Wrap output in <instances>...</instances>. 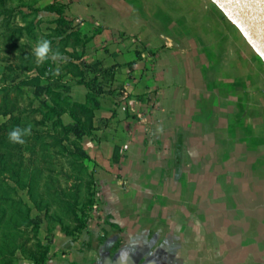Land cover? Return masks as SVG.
<instances>
[{
    "label": "crops",
    "instance_id": "obj_1",
    "mask_svg": "<svg viewBox=\"0 0 264 264\" xmlns=\"http://www.w3.org/2000/svg\"><path fill=\"white\" fill-rule=\"evenodd\" d=\"M55 1L92 36L83 60L118 67L82 140L96 191L87 228L55 227L46 264H264L262 55L213 0L35 7Z\"/></svg>",
    "mask_w": 264,
    "mask_h": 264
},
{
    "label": "trees",
    "instance_id": "obj_2",
    "mask_svg": "<svg viewBox=\"0 0 264 264\" xmlns=\"http://www.w3.org/2000/svg\"><path fill=\"white\" fill-rule=\"evenodd\" d=\"M38 1L0 0V264L19 258L46 264L55 227L72 238L87 228L96 191L82 140L96 130L95 112L118 67L86 63L77 49L92 36L73 29L65 4L38 8ZM39 11L57 16L46 34L39 29L43 20H36ZM41 39L68 60L37 64L32 50ZM72 84L85 87L83 102L69 96ZM29 124L32 134L23 145L9 141L10 131ZM120 152L116 146L113 163H119ZM19 189L26 190L32 206L19 197ZM33 209L44 212L45 242L39 237L42 218L32 216Z\"/></svg>",
    "mask_w": 264,
    "mask_h": 264
},
{
    "label": "bare ground",
    "instance_id": "obj_3",
    "mask_svg": "<svg viewBox=\"0 0 264 264\" xmlns=\"http://www.w3.org/2000/svg\"><path fill=\"white\" fill-rule=\"evenodd\" d=\"M213 1L227 12L249 35L251 34L258 41H264V0Z\"/></svg>",
    "mask_w": 264,
    "mask_h": 264
},
{
    "label": "clouds",
    "instance_id": "obj_4",
    "mask_svg": "<svg viewBox=\"0 0 264 264\" xmlns=\"http://www.w3.org/2000/svg\"><path fill=\"white\" fill-rule=\"evenodd\" d=\"M32 52L36 58L37 64H43L49 59L53 62L64 60L59 51H53L52 42L47 39L38 40ZM158 131H162V129H158ZM31 134V124L27 125L24 128L18 126L9 132L8 139L11 143L23 145L25 143L24 137L30 136Z\"/></svg>",
    "mask_w": 264,
    "mask_h": 264
},
{
    "label": "rangeland",
    "instance_id": "obj_5",
    "mask_svg": "<svg viewBox=\"0 0 264 264\" xmlns=\"http://www.w3.org/2000/svg\"><path fill=\"white\" fill-rule=\"evenodd\" d=\"M214 2V1H213ZM44 2H40L39 3V5H41V4H43ZM215 4L218 6V4L215 2ZM219 7V6H218ZM220 8V10H221V12L223 13V15L225 16V17H227L229 20H231V22H233L234 24H235V26H236V28H237V30L241 33V34H243L248 40H249V43L251 44V46L255 49V50H257L261 55H262V57L264 58V41H258L257 40V38H255L254 36H251V34L249 35V33L248 32H246L245 30H243V28L239 25V24H237L231 17H230V15H228V13L227 12H225L221 7H219ZM46 20H50L49 18H47ZM49 23V22H48ZM49 25H51L50 23L49 24H47V23H45V24H43V25H41L40 27H39V29H40V32L42 33V34H46V33H48V30L51 28V27H49ZM251 29V28H250ZM264 39V38H263ZM260 43V44H259ZM82 89L83 90H85L84 89V87H82ZM70 96V95H69ZM74 96H75V98L76 99H80L82 96H81V91H79V92H75L74 93ZM72 98V97H71ZM73 99V98H72ZM63 120L64 121H67L68 119L66 118V117H64L63 118ZM1 121H3V119L2 118H0V122ZM25 154V157L28 155L27 153H24ZM95 189V188H94ZM18 195H19V197L24 201V202H26L27 204H29L30 206H32V204H31V202H30V200H29V198H28V195H27V192H26V190H22V189H19L18 190ZM31 215L32 216H40L41 218H42V223H41V225H42V227L44 228V238H43V242H45V240H48L47 239V231H46V228L45 227H47V222L45 221V219H44V212H38V211H36L35 209H33L32 210V212H31ZM89 216V215H88ZM89 219V218H88Z\"/></svg>",
    "mask_w": 264,
    "mask_h": 264
}]
</instances>
